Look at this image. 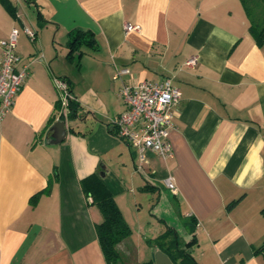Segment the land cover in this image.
I'll return each instance as SVG.
<instances>
[{
  "label": "crops",
  "instance_id": "0c3cea01",
  "mask_svg": "<svg viewBox=\"0 0 264 264\" xmlns=\"http://www.w3.org/2000/svg\"><path fill=\"white\" fill-rule=\"evenodd\" d=\"M9 1L15 15L0 3V40L18 29L16 51L29 70L0 119V264H107L95 232L102 214L80 187L91 173L131 230L116 245L117 264H154L163 233L164 247L177 240L198 264H264L254 252L264 240V43L241 1ZM252 9L261 22L264 4ZM76 29L93 43L68 56ZM119 67L129 73L113 80ZM57 77L78 112L52 143ZM164 78L180 91L171 155L146 149L141 159L116 134L119 89Z\"/></svg>",
  "mask_w": 264,
  "mask_h": 264
},
{
  "label": "built area",
  "instance_id": "2783aa9c",
  "mask_svg": "<svg viewBox=\"0 0 264 264\" xmlns=\"http://www.w3.org/2000/svg\"><path fill=\"white\" fill-rule=\"evenodd\" d=\"M124 29H137V26L125 23ZM23 32L30 41L36 40L37 33L34 29L24 27ZM18 34V29L13 27L7 37L0 40V119L11 109L29 70V65L21 62L16 51ZM186 63L192 65L194 58L188 59ZM128 73L126 67L116 68L112 79L120 80ZM53 81L59 102L56 120H64L66 123L69 104L75 98L65 78L57 77ZM119 93L124 110L114 122L117 136L134 148L141 159L146 149L153 150L160 157L171 155L167 136L178 111V87L169 78L157 82L141 80L136 83H122ZM165 186L171 192H176L175 184L170 178L165 180Z\"/></svg>",
  "mask_w": 264,
  "mask_h": 264
},
{
  "label": "trees",
  "instance_id": "16d2710c",
  "mask_svg": "<svg viewBox=\"0 0 264 264\" xmlns=\"http://www.w3.org/2000/svg\"><path fill=\"white\" fill-rule=\"evenodd\" d=\"M243 4L245 11L250 20L249 30L253 38L255 39L257 45H262L264 43V19L260 21L254 18L252 6L258 1L264 4V0H240ZM0 3L9 11L11 15H15V7L11 4L9 0H0ZM68 53L70 56L74 50H77L82 45H91L93 43V35L89 31H82L79 29L71 30L68 33ZM70 86V85H69ZM56 108L59 107V102H56ZM78 104L76 101L72 100L69 104L68 120H72L77 117ZM50 186V179L48 182L47 189ZM80 187L83 191L87 200L95 204L102 214V221L95 225V232L97 239L99 241L101 250L103 252L105 261L107 264H117L120 259L116 245L127 238L131 230L124 220L112 193L102 182L99 175L96 173H91L80 180ZM34 194L30 198V204H34L40 193ZM235 203L232 202L228 207ZM264 214V208L261 210ZM166 238V233L159 235L156 239V243L159 246V250L164 252L173 264H198L193 256L184 248H181L180 243L174 240L167 247H164L163 240ZM173 250L171 251L170 249ZM255 253L262 254L264 257V240L260 246L254 249ZM148 264H153L149 262Z\"/></svg>",
  "mask_w": 264,
  "mask_h": 264
},
{
  "label": "water",
  "instance_id": "95a60500",
  "mask_svg": "<svg viewBox=\"0 0 264 264\" xmlns=\"http://www.w3.org/2000/svg\"><path fill=\"white\" fill-rule=\"evenodd\" d=\"M51 130H53V134L51 135V142L58 143L61 142L65 132H66V123L64 120H56L51 126ZM100 175L103 176L102 171ZM154 264H173L169 257L162 252L161 250H156L154 252Z\"/></svg>",
  "mask_w": 264,
  "mask_h": 264
},
{
  "label": "rangeland",
  "instance_id": "374dc122",
  "mask_svg": "<svg viewBox=\"0 0 264 264\" xmlns=\"http://www.w3.org/2000/svg\"><path fill=\"white\" fill-rule=\"evenodd\" d=\"M183 248H184V246H183ZM185 249V248H184Z\"/></svg>",
  "mask_w": 264,
  "mask_h": 264
}]
</instances>
